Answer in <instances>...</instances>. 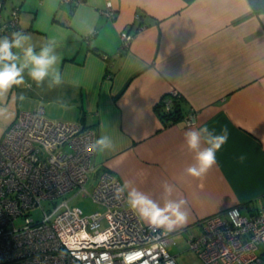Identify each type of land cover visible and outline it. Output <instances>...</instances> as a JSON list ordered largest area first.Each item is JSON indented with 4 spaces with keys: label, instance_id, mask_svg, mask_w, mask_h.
<instances>
[{
    "label": "crops",
    "instance_id": "obj_1",
    "mask_svg": "<svg viewBox=\"0 0 264 264\" xmlns=\"http://www.w3.org/2000/svg\"><path fill=\"white\" fill-rule=\"evenodd\" d=\"M108 1L112 19L102 14ZM12 7L37 52L54 42L62 83L37 85L25 71V83L0 100V138L27 111L23 96L46 116L43 103L53 95L60 116L109 139L110 147H96L97 176L109 172L129 184L126 196L135 187L161 206L165 184L172 187L168 199L186 201L187 222L171 235L192 238L211 215L232 207L250 215L262 206L264 13L247 0H5L3 20ZM122 31L131 36L126 47ZM172 91L182 96L184 118L164 125L154 107ZM191 114L196 126L229 132L217 163L199 177L186 171L195 155L184 139ZM257 253L264 256V248Z\"/></svg>",
    "mask_w": 264,
    "mask_h": 264
},
{
    "label": "built area",
    "instance_id": "obj_2",
    "mask_svg": "<svg viewBox=\"0 0 264 264\" xmlns=\"http://www.w3.org/2000/svg\"><path fill=\"white\" fill-rule=\"evenodd\" d=\"M0 36L22 32L19 11L3 20ZM102 14L114 17L111 2ZM122 46L131 36L120 33ZM194 123L193 114L186 118ZM96 133L77 122H53L44 108L21 111L0 138V264H178L167 250L171 234L143 223L127 205L125 192L117 198L120 181L109 172L97 176L91 191L85 184L95 171ZM73 189L105 209L83 214L67 200L43 210L40 220L28 216L42 199H54ZM23 222L18 224L19 219ZM189 248L203 264H259L264 246V197L250 215L238 207L200 222Z\"/></svg>",
    "mask_w": 264,
    "mask_h": 264
},
{
    "label": "clouds",
    "instance_id": "obj_3",
    "mask_svg": "<svg viewBox=\"0 0 264 264\" xmlns=\"http://www.w3.org/2000/svg\"><path fill=\"white\" fill-rule=\"evenodd\" d=\"M31 37L22 32H14L11 36H0V100L6 96L11 88L25 83L24 73L37 85L46 80L49 86H58L62 83L59 69L61 56L55 50L54 42H48L37 52L30 43ZM184 139L187 148L195 153L194 163L186 171L189 175L199 177L205 174L217 163V153L228 142L227 128L219 133L207 125L196 126L186 124ZM202 144L206 145L202 147ZM96 146L103 150L110 147L107 137H100ZM129 189V184L117 189V198ZM165 202L161 206L144 192L132 187L127 191V205L153 229L172 231L177 226L187 222V213L183 210L184 199H168L172 194V187L164 185ZM125 264L132 261L125 257Z\"/></svg>",
    "mask_w": 264,
    "mask_h": 264
},
{
    "label": "rangeland",
    "instance_id": "obj_4",
    "mask_svg": "<svg viewBox=\"0 0 264 264\" xmlns=\"http://www.w3.org/2000/svg\"><path fill=\"white\" fill-rule=\"evenodd\" d=\"M13 8L16 7H12L9 10V14L12 12ZM47 101H49V103H43V104L46 110V117L49 120L53 122H60V121L76 122L75 119L69 120L64 115L60 116V100L56 99L55 96L52 95L50 99L48 97ZM21 103H22L21 108L23 110L31 111L32 108L36 105L37 101L35 103L34 99L23 96L21 98ZM96 179H97V174H95V172H90L89 180L85 184V187L88 191H91L94 183L96 182ZM65 200H67L68 206L78 207L80 210H82V213L85 215L93 213L95 211L103 212L105 209L102 205L94 202L90 196H83L82 193L78 192V189H73L71 191H68L62 195L55 197L52 200L42 199L39 205L30 209V211L27 214L29 217L35 220H40L41 217L43 216V210L47 212H51L52 210L55 209V207L58 204H60ZM22 222H23V218L20 217L19 222L17 223L21 224ZM194 231L196 232L197 230ZM189 234L190 233L188 232H183L182 234H178V235L172 234L170 236V239L173 241V243H171L168 246L167 250L171 256L175 257V260L179 264H203V262L200 260L196 252H194L189 248V239H190L188 237ZM262 248H264V246H260L258 248V252H260Z\"/></svg>",
    "mask_w": 264,
    "mask_h": 264
},
{
    "label": "trees",
    "instance_id": "obj_5",
    "mask_svg": "<svg viewBox=\"0 0 264 264\" xmlns=\"http://www.w3.org/2000/svg\"><path fill=\"white\" fill-rule=\"evenodd\" d=\"M70 2L78 3L81 0H67ZM185 3L189 4L193 0H183ZM251 10L256 13H264V0H247ZM141 28L138 26L137 29ZM94 51V50H93ZM97 53V51H94ZM103 56V54H100ZM106 61L110 62V56L107 54L103 56ZM109 69L107 68L106 71ZM182 96L178 93V91H172L167 95H164L156 104L155 111L160 117L161 122L164 125L173 124L181 118H184L183 110L181 107ZM89 128V127H88ZM259 264H264V256L261 257V262Z\"/></svg>",
    "mask_w": 264,
    "mask_h": 264
}]
</instances>
